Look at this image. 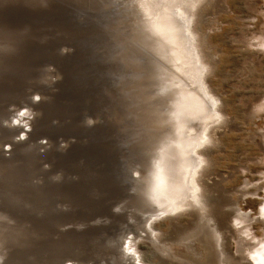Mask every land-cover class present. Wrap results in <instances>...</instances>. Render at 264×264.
I'll return each mask as SVG.
<instances>
[{"label":"rangeland","instance_id":"374dc122","mask_svg":"<svg viewBox=\"0 0 264 264\" xmlns=\"http://www.w3.org/2000/svg\"><path fill=\"white\" fill-rule=\"evenodd\" d=\"M140 1L0 0V264H217L210 232L221 264H264V0H144L159 32ZM175 93L177 210L152 183Z\"/></svg>","mask_w":264,"mask_h":264},{"label":"bare ground","instance_id":"6f19581e","mask_svg":"<svg viewBox=\"0 0 264 264\" xmlns=\"http://www.w3.org/2000/svg\"><path fill=\"white\" fill-rule=\"evenodd\" d=\"M143 1L144 0L140 1V8L143 11L142 13H143V16H144L143 17L144 25L149 24L150 27L156 29L155 30L156 32H159V30H161L164 27L169 29L172 26L174 27L175 25H177L176 23L173 22L172 18H169V17L167 18L165 15H160V17L158 19L157 16L155 15L154 11L153 10L151 11L150 7H148L147 4L144 5ZM183 3H186V0H168V4L169 5L166 4L164 8L170 9L171 11L172 10L174 11L175 9L180 7V5L183 4ZM145 7L147 9H145ZM175 28L178 30L177 27H175ZM144 29H145V27H144ZM147 29L151 30V28H147ZM165 30L166 29H164L163 33L165 32ZM146 31H148V30H146ZM156 39H158V37ZM165 41L167 42V39H165L164 37L161 38V39L160 38L158 39V42H160V43L164 42L163 44L166 43ZM158 45L160 47H162V48H160L159 46H157L158 50L160 52H162L163 50H161V49H163V46L160 45V44H158ZM163 53H165V52H163ZM161 55H163V54H161ZM163 57H164V55H163ZM192 79H193V77H192ZM168 87H171V86H168ZM198 94H199V91L197 89L187 90V94L186 95L189 98V107H191V109H190L191 113L190 114L192 115V118H196V117H199V116L202 117L205 114L204 112L201 113V110L204 108V106L201 103L200 98H199L200 96ZM169 95H171V94H169ZM175 95H176V99L173 102V105H174V103L176 105L175 106L176 107L175 112L177 113V115H176V113H175V115L177 117H175V119L178 120V121H176L177 123L179 122V124H178L179 125V128H178L179 129V134H178L179 137L174 138V139L172 138V140L175 141L174 145H172V146L169 145V147H165L164 149H162V144H158L160 146L159 149H161L160 152L162 154L157 157V160H156V163H155V166H154L156 168V175L152 176V179H153L152 183H154L153 185L156 186V190H158V193H159V196L157 198L158 201L163 203V205H168L169 203L173 202V204L168 205V207H173L172 208L173 210L179 209L180 207H182V204H181L182 202L184 203V202L188 201V199L185 198V196L188 194V192H189V194H191V193L193 194L194 193V190H195L193 188L194 185H195V183H194V178H195L194 170L196 168L195 167L196 163L193 161L191 155L189 157V155L187 154L185 148L183 149V151H185L184 154L180 153L181 154V156L179 155L180 157L176 156L177 147L181 146L180 140L182 141L183 135L185 134L184 133V129H182L181 126L183 125V123L185 125V123L187 121V117L186 116L184 117V114L187 115V113L184 112V110L181 111V112L178 111L179 104L186 100L185 96L177 98V96H179V94L175 93ZM201 107H203V108H201ZM170 112H172V111H170ZM168 117H171V115L168 116ZM169 123H168V125H169ZM165 126H167V123H166ZM193 126H194V124H193ZM174 127H176V126L174 125ZM192 137L193 138H192L191 142H194V145H196L197 141L199 140V137L195 136V135L192 136ZM183 145H184V143H183ZM185 145L187 147H189L190 146V142L186 143V141H185ZM153 161H151V162H153ZM159 206H158V208H159ZM160 215H162V214H160ZM209 235H210V238H209L210 239V248L209 249L214 251L213 252L214 256H216V258H217L216 263L217 264H221L220 256H222V249H221V243H220L219 236L216 233H212V232H210Z\"/></svg>","mask_w":264,"mask_h":264}]
</instances>
